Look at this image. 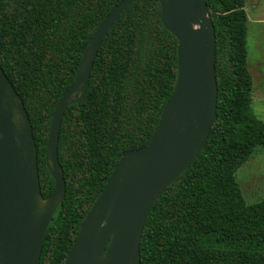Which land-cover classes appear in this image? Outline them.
<instances>
[{
    "label": "trees",
    "instance_id": "trees-1",
    "mask_svg": "<svg viewBox=\"0 0 264 264\" xmlns=\"http://www.w3.org/2000/svg\"><path fill=\"white\" fill-rule=\"evenodd\" d=\"M122 0H0V66L21 97L40 189L53 112L81 55ZM215 31L217 119L205 147L152 206L140 264H264V200L247 205L236 171L264 149L247 69L244 0H206ZM177 80V40L159 0H136L98 49L87 91L64 113L58 140L65 195L46 230L39 264H64L80 227L122 156L152 138Z\"/></svg>",
    "mask_w": 264,
    "mask_h": 264
},
{
    "label": "water",
    "instance_id": "water-1",
    "mask_svg": "<svg viewBox=\"0 0 264 264\" xmlns=\"http://www.w3.org/2000/svg\"><path fill=\"white\" fill-rule=\"evenodd\" d=\"M136 0H122L85 46L73 84L52 115L45 166L54 181L43 198L29 117L0 66V264H39L43 240L65 195L58 140L66 109L83 99L102 40ZM160 20L177 40V80L158 126L142 148L114 166L64 264H140L152 206L205 147L216 122L215 31L206 0H159Z\"/></svg>",
    "mask_w": 264,
    "mask_h": 264
},
{
    "label": "rangeland",
    "instance_id": "rangeland-1",
    "mask_svg": "<svg viewBox=\"0 0 264 264\" xmlns=\"http://www.w3.org/2000/svg\"><path fill=\"white\" fill-rule=\"evenodd\" d=\"M247 17V69L252 79L251 108L264 122V0H244ZM244 201L264 200V149H258L235 173Z\"/></svg>",
    "mask_w": 264,
    "mask_h": 264
}]
</instances>
